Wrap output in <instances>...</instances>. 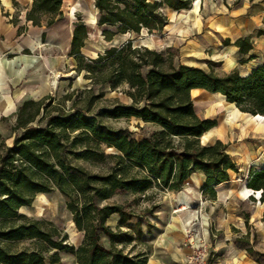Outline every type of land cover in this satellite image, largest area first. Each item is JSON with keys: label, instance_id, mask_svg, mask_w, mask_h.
Instances as JSON below:
<instances>
[{"label": "trees", "instance_id": "trees-1", "mask_svg": "<svg viewBox=\"0 0 264 264\" xmlns=\"http://www.w3.org/2000/svg\"><path fill=\"white\" fill-rule=\"evenodd\" d=\"M63 2L33 0L26 17L34 25H50L63 15ZM193 2L95 0L97 23L107 40L129 31H162L170 20L165 6L180 10ZM25 28L20 25L18 34ZM87 37V24L79 15L70 52L77 60L78 73L90 80L84 90L86 107L75 99L73 111L53 113L45 104L51 95L26 99L12 126L13 143L6 145L0 133V264H61L62 251L74 253L78 264H148L149 254L138 248L137 241L146 235L144 221L148 229L152 227L145 214L152 213L153 207L139 214L131 204L139 203L154 187L181 190L196 171L206 174L203 198L213 199L216 185L228 180L230 171H239L228 143L203 141L204 133L218 119L197 113L191 90L201 87L209 93L220 92L242 111L264 115V58L247 74L237 69L219 74L212 67L177 62L174 53L134 44L131 39L88 57L82 50ZM224 43L231 41L226 38ZM234 44L241 53L253 48L248 37L241 36ZM96 86L98 93H94ZM105 86L123 88L132 100L115 104L107 109L108 115L139 117L159 129L135 138L126 128L107 126L97 113L86 115L85 109L90 110L106 93ZM43 120L45 125L40 123ZM78 146L82 149L77 151ZM247 185L261 190L264 201V165L251 172ZM55 187L69 197L67 207L77 229L84 232L79 245L52 221L20 211L38 193ZM124 192L132 193L133 199L112 200ZM113 216L116 225L110 223Z\"/></svg>", "mask_w": 264, "mask_h": 264}, {"label": "rangeland", "instance_id": "rangeland-1", "mask_svg": "<svg viewBox=\"0 0 264 264\" xmlns=\"http://www.w3.org/2000/svg\"><path fill=\"white\" fill-rule=\"evenodd\" d=\"M222 2V0H217ZM211 8L213 11H218L216 3L210 0ZM206 4L204 9H206ZM166 13L169 16V23L162 31H148L147 29L137 33L129 31L126 33H118L113 40H107L102 33V29L96 25H91L93 18L97 16V9L95 7V0H65L62 5L63 15L59 20L52 25L50 32L45 38L47 46H51L50 51L56 48V51H66L68 49V35L70 28L73 26L79 13L83 14L84 20L90 25L89 36L87 43L84 47V52L88 57H96L100 52L112 45H119L129 39L133 40L134 44L147 45L151 48H156L165 52H172L175 55L177 62L197 64L206 69L210 67L219 74H226L232 70H239L240 73L246 74V69L249 67V63L242 62L247 58V54L242 53L237 60H230L231 53H226L227 59L219 58V54H215V47L213 42L207 48L205 53H199L193 47L195 40L203 39V35L200 30L196 29L197 23L193 19L192 13L184 14L182 12L175 11L168 6L164 7ZM96 11V12H95ZM47 26V25H45ZM212 37H215L211 33ZM71 63V62H70ZM63 73L59 72V78L56 86L53 89L51 97L45 100L47 109L53 113L63 112L68 113L74 110L73 102L75 99L81 100L83 107L87 104V92L85 89L90 87V80L85 78L83 72L78 73L75 67L67 64ZM58 77V76H57ZM106 93L97 98L96 102L92 104L90 110L85 109L86 115L99 114V118L107 126L113 128H126L131 132L132 137L140 138L144 135L151 133L155 129H159V126L143 121L139 117L130 118H113L106 112L117 103L129 104L131 98L122 91L123 88L116 90H109L107 86L104 87ZM98 86L95 87L94 93H98ZM72 93V97L68 98L67 95ZM196 100L195 109L197 113L203 117L212 116L219 119L225 117L229 112L233 104L226 101L219 94H212L203 92L197 96L196 93L192 94ZM47 96V95H46ZM19 107L4 118L0 124V133L5 140L6 145L13 143L15 131H13V124L16 119V114ZM41 125H45L46 120L40 122ZM211 133H207L203 137V141L207 143L210 140ZM0 137V142L1 139ZM75 150H81L82 147L78 146ZM82 162V161H81ZM89 168L93 170H99L96 165L87 164ZM236 176V174H234ZM241 175H237L239 177ZM197 178L193 181L187 180L181 190H170L154 187L152 190L142 195L137 204H131V207L139 214H143L145 207H153V212H146L145 216L152 222V227L147 228L146 221L143 222V226L146 235L143 239L137 241L138 248L144 249L148 252L149 256L155 251L156 240L160 239L168 246V252L170 256V241L174 244L172 247V254L175 257V253L180 254L181 250L188 251L185 244L186 238V220L183 219V234L178 231L181 225L178 216L185 210L181 209V206L185 204L188 210H193L194 206L199 204V201L203 196H199L198 191H195L194 185H196ZM190 187L192 194L197 195L198 200L188 203L185 201L189 198L184 190L186 187ZM134 195L130 192L119 193L114 196L112 200L118 201H131ZM256 199L254 196H249L247 201L249 205H245L244 212L249 213L251 206H254ZM69 197L62 193L58 188H54L47 192L38 193L32 200L31 204L24 205L20 208V211L33 218H43L52 221L63 232H66L69 236V240L75 245L81 244L84 238V232L77 229L72 213L67 207V201ZM105 201H101L104 203ZM204 210V223L208 225V231H206L207 243L209 249V264H237V254L241 250H247L251 254H255L261 259L260 263L264 264V222L259 223L258 228L248 230L249 233L242 232H228L217 228L213 221L214 208L211 203L207 202ZM182 217V216H181ZM117 217L113 216L110 219L112 225H116ZM264 220V218H262ZM136 221V218L131 220ZM172 221V224H170ZM170 227L174 231H170ZM163 239V240H162ZM106 241V240H105ZM130 246H128V249ZM253 252V253H252ZM156 253V252H155ZM158 254L166 257L165 252L158 250ZM187 256V252L185 254ZM185 256V257H186ZM62 262L61 264H78L77 258L74 253L68 251L61 252ZM174 259V258H173ZM180 261V260H177Z\"/></svg>", "mask_w": 264, "mask_h": 264}, {"label": "crops", "instance_id": "crops-1", "mask_svg": "<svg viewBox=\"0 0 264 264\" xmlns=\"http://www.w3.org/2000/svg\"><path fill=\"white\" fill-rule=\"evenodd\" d=\"M212 1L216 3L218 11H213L210 0H194L190 8L173 10L184 14L192 13L197 23L196 29L203 35V39L195 40L192 44L199 53H205L213 42L215 54H219V58L225 60L229 57L225 54L231 53L230 60H237L242 53L234 42L241 36L248 37L253 48L243 55L247 54V57L255 55L254 58L245 61L250 62L246 74L251 72L264 58V0ZM205 4L206 9H204ZM32 5L33 0H1L0 2V124L4 117L20 107L26 99H40L52 93L57 84L59 72L63 73L62 70L67 64L72 67L77 66V60L70 52L74 24L68 35V49L63 52L53 48L50 51L51 46H47L44 41L50 32L49 27H52L59 19L50 25L45 23L34 25L26 17ZM79 14L83 18V14ZM12 18H16L18 22L15 23ZM77 20L78 17L75 21ZM86 24L89 34L90 25L87 22ZM92 24H97L101 28L97 23V16L91 21ZM20 25L26 28L23 33L18 34ZM260 29L261 34L258 33ZM211 33L215 37H212ZM226 38L230 39V44L224 43ZM84 47L83 53H85ZM195 90L208 91L205 88L196 87L191 90V94ZM212 93L222 96L220 92ZM194 104H197L195 99ZM232 106L225 117L219 119L218 124L204 134L211 133L207 143H213L217 139L228 143L227 149L238 163L239 171H230V178L216 185V198L207 200L212 202L211 206L214 208L212 217L218 229L226 233L236 231V233L248 234V230L258 228L259 223L264 222L262 219L264 218V201L258 200V194L253 195V188L247 185L251 172L264 165V115L242 111L236 104ZM234 174L241 176L236 177ZM194 178H197V182L193 187L195 191H198L199 196H203L202 185L206 174L196 171L187 180L193 181ZM190 187L192 186L182 190L189 197L186 203L188 200L193 202L199 198L191 191L189 192ZM249 196H254L256 199H254V206H251L249 213L246 214L244 206L249 205L247 201ZM181 216L182 213L178 216L181 222V225H178L180 227L178 231L182 235L184 223ZM170 231L174 230L170 227ZM161 238L162 236L156 240L155 251L149 256L148 264H184L187 251L182 249L180 254L175 253L173 257L174 244L170 241L169 256L166 247L168 245L163 243ZM158 250L165 252L166 257L158 254ZM260 261L261 259L255 254L241 250L237 254L236 263L256 264Z\"/></svg>", "mask_w": 264, "mask_h": 264}, {"label": "built area", "instance_id": "built-area-1", "mask_svg": "<svg viewBox=\"0 0 264 264\" xmlns=\"http://www.w3.org/2000/svg\"><path fill=\"white\" fill-rule=\"evenodd\" d=\"M253 195L258 194V200L261 197V190L252 189ZM208 200L202 198L193 210H188L187 206H181L182 219L186 220V238L185 244L187 246V256L184 264H209V247L207 243L206 231L208 225L204 223V210Z\"/></svg>", "mask_w": 264, "mask_h": 264}, {"label": "bare ground", "instance_id": "bare-ground-1", "mask_svg": "<svg viewBox=\"0 0 264 264\" xmlns=\"http://www.w3.org/2000/svg\"><path fill=\"white\" fill-rule=\"evenodd\" d=\"M95 12H96V11H95ZM57 78H59V75H58ZM55 79H56V78H55ZM56 82H57V81H56ZM55 86H56V85H55ZM203 92H205V91H204V90H195V91L192 92V94H195V93H196V95L199 96V95H201ZM222 97L225 98V96H223V95H222Z\"/></svg>", "mask_w": 264, "mask_h": 264}]
</instances>
